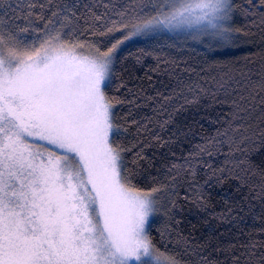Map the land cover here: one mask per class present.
Segmentation results:
<instances>
[{"label":"snow or ice","instance_id":"obj_1","mask_svg":"<svg viewBox=\"0 0 264 264\" xmlns=\"http://www.w3.org/2000/svg\"><path fill=\"white\" fill-rule=\"evenodd\" d=\"M84 7L77 15L55 0H0V264H186L165 239L177 207L175 177H149L151 186L140 187L146 145L121 143L128 127L116 106L123 101L109 95L126 87L117 83L118 50L168 33L209 50L231 49L248 35L235 27L238 12L264 30V0H129L121 9L101 0ZM255 55L259 70H238L248 111L257 102L264 110V51ZM221 135L227 132L169 171L186 169L195 179L192 161L212 155L209 146ZM238 152L247 156L231 141L225 167L212 175L245 185L258 176L250 190L264 193V168L233 161ZM193 192L197 205L205 204L201 190ZM243 255L244 264H264V244L249 243ZM232 261L241 264V256Z\"/></svg>","mask_w":264,"mask_h":264},{"label":"trees","instance_id":"obj_2","mask_svg":"<svg viewBox=\"0 0 264 264\" xmlns=\"http://www.w3.org/2000/svg\"><path fill=\"white\" fill-rule=\"evenodd\" d=\"M55 2L81 15L87 11L84 5L101 0ZM111 2L121 9L129 0ZM254 19L237 13L235 27L248 35L242 34L228 50H209L205 44L172 33L156 39L134 38L118 50L121 62L116 67L117 83L126 87L109 95L123 101L116 106V115L128 127L121 143L126 147L146 145V159L142 161L146 182L140 187L151 186L149 177L162 183L175 177L177 207L170 213L172 232L165 239L186 264H202L205 258L211 264H233V255H240L244 264L245 247L251 242L264 244V193L258 187L250 190L259 183L258 176L245 185L234 178L218 181L212 175L213 170L225 167L231 141L247 150V156L238 152L233 161L249 159L264 168V110L257 102L255 109L248 111L251 102L240 99L246 92L237 82L238 70L247 72L251 68L255 72L260 68L261 61L255 54L264 51V30L253 26ZM117 38L122 39L118 34ZM245 56L253 57L254 63L245 66ZM218 132H227V137L221 135L209 146L212 155L203 154L192 161L195 179L186 169L169 171L173 165H185L196 146L207 144ZM157 136L160 141L155 140ZM245 137L248 139L241 144ZM234 172L242 174L241 169ZM194 188L201 190L205 204L198 206L194 201ZM152 236L159 245L158 232L153 231Z\"/></svg>","mask_w":264,"mask_h":264}]
</instances>
